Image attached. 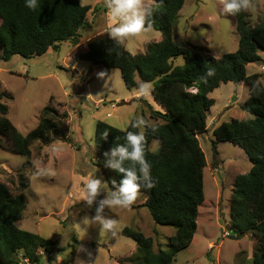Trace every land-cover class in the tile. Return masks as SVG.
<instances>
[{"label":"rangeland","instance_id":"374dc122","mask_svg":"<svg viewBox=\"0 0 264 264\" xmlns=\"http://www.w3.org/2000/svg\"><path fill=\"white\" fill-rule=\"evenodd\" d=\"M79 1L93 8L88 13L89 26L80 30V44L109 38L105 0ZM152 2L145 0L146 5ZM247 12L250 23H258L264 16V0H250ZM161 38L160 30L144 27L139 34L126 38L123 45L135 54ZM173 40L206 57H220L238 49L233 16L224 12L221 0H185L173 27ZM71 48L73 45L65 41L58 50L50 49L30 58L15 54L6 60L0 47V100L8 107V118L23 134L38 124L40 110L51 98L60 112L67 113L63 135L66 139H54L47 144L33 142L29 158L0 147V181L7 184L12 194L22 191L25 195V208L17 226L55 241L54 252L44 253L38 264H136L130 261L136 243L122 233L124 227L151 236L155 250L168 249V237L174 233V227L154 222L143 205L145 196L140 191L128 208L105 207L103 215L117 220L119 227L101 231V226L91 218L107 193L102 190L91 207L80 200V193L83 182L90 176L107 181L95 161L97 120L120 129H126L133 116H143L150 124L153 120L135 112L136 98L129 100V95L136 88L125 86L118 68L111 69L102 78L93 76L98 67L88 73L90 63L75 59V47L69 52ZM259 55L258 61L246 66L247 73H261L264 52ZM183 61L179 55L174 64H183ZM260 80L264 82L263 75ZM148 84L152 87L151 82ZM248 93L244 83L227 82L208 94L214 104L209 109L207 130L197 134L206 159L204 201L198 209L193 239L177 251L174 264L252 263L257 251L256 238L251 232L236 235L230 216L234 179L250 170L251 161L239 145L229 141H220L216 146L212 143V130L220 122L253 117L240 107ZM144 100L148 107L164 111L151 93ZM112 102L116 104L113 109ZM107 112L111 114L108 117ZM157 147L158 141L154 140L152 148ZM40 168L48 169L49 173L37 174ZM20 174L27 183L23 190L19 187Z\"/></svg>","mask_w":264,"mask_h":264},{"label":"trees","instance_id":"16d2710c","mask_svg":"<svg viewBox=\"0 0 264 264\" xmlns=\"http://www.w3.org/2000/svg\"><path fill=\"white\" fill-rule=\"evenodd\" d=\"M184 1L153 0L150 6L154 11L145 27L160 30L162 38L148 43L143 52L132 54L107 37L80 44V30L89 26L88 13L93 8L79 0H40L36 11L28 9L24 0H0L2 57L7 60L15 54L25 58L39 56L69 41L75 47L76 59L90 63L88 73L98 67L93 76L102 71L107 75L118 68L128 89L136 88L140 82L152 83L151 94L164 111L149 110L156 130L146 129L145 155L154 186L140 191L154 222L171 225L175 231L168 237L167 250H155L151 236L124 227L122 233L136 243L130 258L136 264H174L177 251L191 243L198 209L204 201L206 159L197 134L207 130L209 109L214 104L208 94L221 83H244L249 93L240 107L253 117L220 122L212 130V143L216 146L220 141H229L239 145L251 161L250 170L234 179L231 225L236 235L253 233L257 251L251 264H264V82L260 80L262 73L246 71V66L258 61L259 53L264 52V16L252 25L247 11L232 15L238 49L220 57H206L173 40V27ZM179 55L183 64L175 65L174 59ZM208 69L214 70L212 75L207 74ZM51 99L41 108L38 124L26 134L8 118V107L0 100V147L29 158L33 142L47 144L66 139L63 135L67 113L60 112ZM129 125L130 122L126 129H120L102 120L95 124V161L110 188L113 182L119 184L121 176L104 168L103 153L124 143L125 132L135 131ZM106 129L110 134L104 141L101 134ZM154 140L158 141L155 149ZM125 166L138 167L128 161ZM18 178L20 189H25L27 183L22 175ZM24 196L22 191L12 194L7 184L0 181V264H38L44 253L55 250L53 239L17 226L25 208Z\"/></svg>","mask_w":264,"mask_h":264},{"label":"clouds","instance_id":"9594fccd","mask_svg":"<svg viewBox=\"0 0 264 264\" xmlns=\"http://www.w3.org/2000/svg\"><path fill=\"white\" fill-rule=\"evenodd\" d=\"M25 6L36 11L40 6V0H24ZM224 12L237 15L247 11L250 0H221ZM108 12L109 28L108 37L117 45H123L125 39L139 34L145 27V21L153 14V7L145 4V0H105ZM213 69H208V75L213 74ZM98 75L102 78L105 72ZM263 75V74H262ZM151 92V86L146 82H140L135 90V98L146 97ZM129 127L135 131L125 132L124 143L116 144L103 153L104 168L120 174L121 178L117 185L113 182L109 188L107 181L98 177L90 176L83 182V190L80 200L89 207L96 201L101 191L107 195L99 201L96 215L91 218L101 226V231H114L119 227L118 221L103 215L105 207L128 208L134 204L141 188H152L154 182L150 174V164L145 155L146 129L155 131L154 125L150 124L143 116L133 117ZM109 131L106 129L101 135L104 141L108 140ZM55 151V149H53ZM132 162L134 166L126 167L125 162ZM46 168L38 169L37 174H47ZM54 174V173H51Z\"/></svg>","mask_w":264,"mask_h":264},{"label":"crops","instance_id":"0c3cea01","mask_svg":"<svg viewBox=\"0 0 264 264\" xmlns=\"http://www.w3.org/2000/svg\"><path fill=\"white\" fill-rule=\"evenodd\" d=\"M87 5V4H86ZM65 42V41H64ZM61 44V43H60ZM59 49V48H58ZM57 49V50H58ZM73 49H74V46H73V48H71L70 49V51L69 52H73ZM76 59V58H75ZM151 93V92H150ZM152 95V94H151ZM147 96H149V95H147ZM134 98H135V93L134 94H132V95H129V100H134ZM144 98L145 97H141L140 99H136V104H135V112H140L142 115H144V114H146L147 115V117H149L151 120H153V121H151L152 123L154 122V119H152L151 117H150V115H149V110H150V107H148L147 106V104L148 103H146L145 102V100H144ZM129 102V101H128ZM156 107H158V104H156L155 105V108ZM137 110V111H136ZM153 110H158V111H163V110H160V108L158 109H154L153 108ZM133 117H135V116H133ZM155 123V122H154Z\"/></svg>","mask_w":264,"mask_h":264},{"label":"built area","instance_id":"2783aa9c","mask_svg":"<svg viewBox=\"0 0 264 264\" xmlns=\"http://www.w3.org/2000/svg\"><path fill=\"white\" fill-rule=\"evenodd\" d=\"M260 71H261V73H262L263 76H264V64H261V65H260ZM110 107L113 109V108L116 107V104H115L114 102H112V103H110ZM110 115H111L110 112H107V113H106V116H107V117L110 116Z\"/></svg>","mask_w":264,"mask_h":264}]
</instances>
